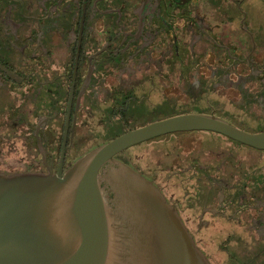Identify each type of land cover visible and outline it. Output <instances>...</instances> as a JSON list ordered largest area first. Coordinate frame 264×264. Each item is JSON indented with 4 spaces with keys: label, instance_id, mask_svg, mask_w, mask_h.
Here are the masks:
<instances>
[{
    "label": "flooded vegetation",
    "instance_id": "flooded-vegetation-1",
    "mask_svg": "<svg viewBox=\"0 0 264 264\" xmlns=\"http://www.w3.org/2000/svg\"><path fill=\"white\" fill-rule=\"evenodd\" d=\"M185 113L264 132V0H0V173L65 174L119 135ZM195 131L206 130L180 131L154 174L129 148L114 155L99 171L104 195L127 164L211 264H264V149Z\"/></svg>",
    "mask_w": 264,
    "mask_h": 264
},
{
    "label": "water",
    "instance_id": "water-1",
    "mask_svg": "<svg viewBox=\"0 0 264 264\" xmlns=\"http://www.w3.org/2000/svg\"><path fill=\"white\" fill-rule=\"evenodd\" d=\"M209 130L264 149L249 132L211 114H178L129 130L88 152L65 173H0V264H211L175 208L114 155L172 132ZM117 162V161H116Z\"/></svg>",
    "mask_w": 264,
    "mask_h": 264
},
{
    "label": "rangeland",
    "instance_id": "rangeland-1",
    "mask_svg": "<svg viewBox=\"0 0 264 264\" xmlns=\"http://www.w3.org/2000/svg\"><path fill=\"white\" fill-rule=\"evenodd\" d=\"M182 134V133H186V132H172V133H167V134H164V135H160V136H157L156 138H154L153 140H146V141H143L141 143H138V144H135L133 146H130L129 147V151L130 153L134 154V156H138V157H135L136 158V162L137 164H141L142 165V169H145V167L149 166L150 168V171L153 172L154 174V169H155V161L157 159H159L160 157L162 158V160L165 162V161H170V158L172 156V150H176V148L173 146V141L175 140V136L177 134ZM194 133H199L205 140L204 142L207 144L208 142L209 143H212L214 144V140H220L222 139V141H224L225 143L227 144H233L231 146H235L233 141L231 140H228L226 139L225 137L221 136V135H216L215 133H212L211 131H195ZM188 134V133H187ZM185 134V135H187ZM189 135V134H188ZM184 139H187L186 141H188V143H195L196 145V140H194L193 142H191L192 139H198L199 137H196L195 134L193 135H189V137H183ZM152 139V138H151ZM229 142V143H228ZM242 145H239L237 143L238 146H245L243 145L244 143H241ZM154 149L153 152L150 151V148ZM159 149V150H158ZM161 150L163 152H161ZM167 151V154L164 155ZM177 151V150H176ZM159 155V156H158ZM138 158V159H137ZM168 167L170 165H167ZM147 170V169H145ZM150 172H148L149 174ZM152 174V175H153ZM188 177L185 179H183L182 181H184V183H187V181H189L190 183H195L196 185H199V182L196 181V178L193 177V181L191 182V179L189 177V173H187ZM149 180V179H148ZM259 180H261V178H259ZM177 181H179L177 179ZM180 185V184H179ZM221 241V238H215V242L216 244L218 245V243ZM214 244V243H213ZM211 245V244H210ZM203 248V246H202Z\"/></svg>",
    "mask_w": 264,
    "mask_h": 264
}]
</instances>
